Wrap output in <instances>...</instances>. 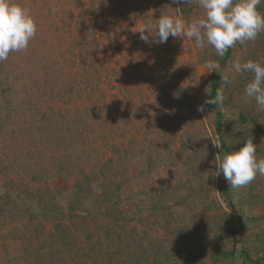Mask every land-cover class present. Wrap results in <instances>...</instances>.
Here are the masks:
<instances>
[{"label":"trees","instance_id":"1","mask_svg":"<svg viewBox=\"0 0 264 264\" xmlns=\"http://www.w3.org/2000/svg\"><path fill=\"white\" fill-rule=\"evenodd\" d=\"M124 1H116L112 16L108 10L114 6V0H40L30 8L31 14L38 18L41 9L48 7L49 12L54 13L50 26L55 27L60 36H55L57 46L52 43L49 49L39 54L41 67L36 75L37 81L22 87L19 85L23 82L21 75L17 77L21 89L12 87L2 70L5 61L0 62V96L6 100L3 103L5 115L0 116V139L3 142L0 157L4 162L12 163L5 168L8 173L17 163H21L19 167L24 170L13 171L12 177L5 180L4 186L9 188L0 193V224L12 225L21 230L30 243H36L34 259L40 261L39 264H202L201 259L209 247L204 238L212 233H228L233 237L234 245L239 241L238 231L234 228L236 207L243 203L264 205V177L257 176L245 187V191L240 190L241 197L235 201L232 198L235 190L230 189L221 174L224 183L222 192L228 198L227 206L232 212L228 216V212L219 211L221 205L213 197L210 182L211 178H215L217 153L212 139L208 135L204 139L202 131L196 129L199 121L196 120L198 106L194 86L182 84L179 88H159L153 83L142 85L139 75L133 83L135 89L122 87L120 81L109 87L114 92H108L109 89L103 86L112 77L108 69L97 62L101 60L108 64L106 54H113L108 52L110 48L114 51L116 63L123 58L116 59V55L125 56L126 45L121 41L126 31ZM141 1L145 3L143 8L146 10L142 16L151 11L145 19L146 25H152L161 14H178L186 21L203 16V10L196 3L186 4L182 0L179 3H173V0ZM60 3L65 4L64 7L61 5V9ZM39 5L41 7L36 8ZM258 10L264 11V5H260ZM41 20L49 23V16ZM37 37L43 38L39 33ZM190 41L198 61L191 69L181 72L183 76L196 77L205 68L203 62L208 59L217 61L220 68L228 63L233 54V48H230L221 58L210 46L197 49ZM174 42L170 36L166 43H153L155 49L164 50L170 65L177 64L176 55L181 49ZM59 44L60 49L57 50ZM18 54L10 53L9 58ZM256 57L249 59L255 61ZM134 67L139 72L138 65ZM217 70L207 87L212 98L216 89L221 87L228 90L230 96L245 95L244 88L252 79L251 74L230 75L231 83L225 86L224 76L217 74ZM7 92L9 95H6ZM138 93L142 96L137 100ZM205 93L202 104L210 98ZM20 97L21 102L17 104ZM247 101L250 105L256 104L252 98L247 97ZM12 105H22L27 115L20 114L19 107L13 111ZM129 106V139L132 138V146L136 147L130 148L132 151L139 150L138 154L133 153V157L140 156L142 159L145 167L142 177L150 181L155 171L165 164L169 167L177 165L183 172L182 177H187L175 185L163 180L152 189L147 198L149 212L146 226L141 211L134 208L129 215L125 209L128 202L135 200L134 196L127 197V190L135 188L130 176H135L136 170L129 173L124 163L125 148L121 150L124 146L122 140L127 139L129 123L126 112ZM205 106L218 111L225 105ZM171 108H176L175 120L169 117ZM137 110L143 114L144 126L141 130L145 138L142 141L137 140L136 126L140 120ZM261 113L264 112L260 111L259 115ZM241 116L245 123L252 125L251 130L245 131V139L241 140L222 116L219 115L216 121V132L220 135L224 153L239 150L249 136L253 141L257 139L258 118L251 116V111L241 113ZM170 122L177 124L175 151L169 149L173 144L164 133ZM180 124L182 127H178ZM228 137L234 141L229 142ZM15 149L11 160L7 152H15ZM258 156L264 158L261 153ZM27 175L36 185L34 188L17 182ZM52 176L74 179L67 188L54 190L48 183ZM203 210L207 214L205 225L200 228ZM236 218L246 221L264 219L248 214ZM161 219H168V223L162 231L164 235L159 237V232L154 229L158 230ZM180 223L184 224L178 227ZM139 226L142 228L139 229ZM168 240L172 242L171 249L164 247V242ZM260 240L264 243V235ZM178 244L184 247L178 249ZM235 255L234 251L229 253V257ZM242 255L248 259L247 253ZM29 257H32L30 253ZM261 262L257 261V264Z\"/></svg>","mask_w":264,"mask_h":264},{"label":"rangeland","instance_id":"2","mask_svg":"<svg viewBox=\"0 0 264 264\" xmlns=\"http://www.w3.org/2000/svg\"><path fill=\"white\" fill-rule=\"evenodd\" d=\"M40 0H14V2L20 4L23 7L31 8L34 7L37 3H39ZM116 1L118 3L119 0H114V6L110 8L108 11L111 12L114 16L113 10L116 8ZM159 0H157L158 2ZM125 6L123 8L125 9V20H123L124 25L126 26L125 36L121 41L123 43L125 42V50L124 55H116V59H122L119 60V63H116L114 61L115 55L114 51L110 48L108 49V52H112L113 54H106L107 62H103L99 60L97 62L99 65L105 66L108 70L107 72L111 73V80L108 84L103 85L106 88L109 89V87L115 83V85L122 83V87H127L131 89H135L134 80L136 75L138 76V79L142 85L153 83L156 84L159 88L162 87H175L179 88L182 86V84H185L187 86H194L195 87V96L197 97V105L201 106L203 105L201 102L205 99L206 90L207 87H209L212 83V78L214 75H216L215 72H210L208 68H204L200 70V72L197 74L196 77H188L183 76L181 72L187 71L193 67L195 63L198 61V55L196 53V50L192 47V43L190 39H183L180 37L174 38V43H176L177 47H180L181 49L177 52L176 55V61L177 64L170 65L168 63V60L166 58L164 50L161 48L160 50H157L154 48L155 44L152 42V37H149V42L145 43L143 40L140 39V33L138 32L142 27L146 26L144 22L145 19L149 16L150 10H148V14L146 16H142V13L146 12L144 11V2L141 0H125L124 1ZM52 8H53V2L51 1ZM61 5L63 7L65 4L60 3L59 7L61 9ZM41 5H39L36 8H40ZM138 7V9H136ZM260 7V6H259ZM140 8V10H139ZM43 9V10H42ZM41 9V13L38 16V18H34L37 25H38V31L34 39L30 42L29 47L25 51L19 52L17 56H13L11 58H8V60L5 61V66L2 70L5 71V75L7 76V79L10 80V85L12 87H16L21 89L20 86L23 87L24 84H28L29 82H36L37 81V72L40 70L41 64L38 60L41 61L40 53L43 50L49 49L50 45L52 43L57 46V41L55 40V36L59 37L60 34L56 31L55 27H51L50 23L52 20V16H54L53 12H49L48 7H44ZM264 13V11H261ZM49 16V23L45 22L44 20H41L42 17ZM111 16V17H112ZM38 19L39 22H38ZM151 20V19H150ZM57 32V33H56ZM43 36V38H38L37 35ZM147 34V33H145ZM63 36V35H62ZM47 39V40H45ZM56 41V42H55ZM83 41V40H82ZM81 41V42H82ZM44 49H40V46ZM67 45V44H66ZM39 46L38 51L36 50V47ZM60 49V44L58 45L57 50ZM115 50V49H114ZM68 51V49H67ZM15 55V54H14ZM258 57H256V56ZM46 56V51H45ZM44 56V57H45ZM251 56L256 57L255 61H261L264 63V32H262L258 38L253 42H248L245 45L237 44L235 47H233V54L231 56V59L228 61L226 65H223L222 67L218 68L217 74H220L221 76H230L233 74H236L232 70V62L239 60L240 62H244L247 60H250L249 58ZM63 58H61L62 60ZM9 61V62H8ZM70 63H68L66 66H68ZM135 64L138 65L139 72L135 71ZM3 71V72H4ZM137 73V74H136ZM81 74V73H80ZM22 75V81L20 82V86L18 85V78ZM78 76V75H77ZM80 77V76H78ZM181 79L182 83L181 82ZM184 79V80H183ZM155 87V85H153ZM177 86V87H176ZM206 86V89L204 87ZM0 89H2L0 85ZM176 89H173L175 91ZM205 90V91H204ZM224 90V96L225 99L223 101V108H220L218 111L214 109H210L209 107L205 106V111L200 112L198 111L197 107V122L199 121V125H196V129H200L203 134V138L206 139V135L212 139V141L215 144V141L218 139L220 140V135L216 132V121L220 115L222 116L225 121H228L230 126H232L235 129V133L237 134V137L239 140L245 139V131L251 130V124L245 123L242 119L241 113L246 114V111H251V116L255 115L258 118L259 123V131L256 136V140L253 141L254 144L258 145V154L261 153L264 156V113H261L259 115L258 106L257 104L250 105V103L247 101V97L245 95H238L235 94L233 96H230V92L228 90ZM108 92H114V90L109 89ZM6 95H9V92H7ZM22 96V95H21ZM141 94H137V100L141 98ZM5 98L2 99L0 96V116L5 115L4 112L5 109H3V103H5ZM21 102V97L19 98L17 104ZM155 106V105H154ZM19 107V108H17ZM13 111L18 109L19 113H23L27 115V110L22 105H12ZM144 109V107H141ZM254 109V110H253ZM176 108H171V119L175 120L174 111ZM131 111V106L128 108V112H126V115L128 116V123L126 130L127 132V139L122 140L124 146L121 148L124 149V163L127 164L129 173H131L133 170H136L135 176H130L132 178V185L135 187L130 190H127V197L128 196H134L135 200H131V202H128L126 204L125 209L127 210L128 214L131 215L133 213V209L136 208L138 211H141V214H143L142 221H144L145 226L148 223V196L152 193V189L157 187L163 180H166V182H169L171 185H175L177 181L181 179H186L187 177L183 178V172L182 170L178 169V166L175 165L173 167H169L165 164V166L160 167L159 170H156L155 173L151 176V180H145V177L141 175L142 171H144L145 167L142 162V159L140 156L133 157L134 152H139V150L132 151L130 146L132 148H136L132 146V138L129 139V133L131 129V123L129 118V112ZM140 114V120L137 123L138 129V141L144 140L143 132H142V126H144V121L142 119L143 114L137 110ZM30 114V113H28ZM254 117V116H253ZM142 121V122H141ZM243 121V124L240 125V122ZM140 126V127H139ZM177 124L174 122H170V124L167 126L164 133L168 135V137L171 140V143L173 144L169 149L176 150L177 145H174L175 141V131H176ZM178 127H182V125H178ZM141 131V133H139ZM161 136V133H160ZM229 138V137H228ZM2 139V138H1ZM0 139V151L1 146H3V142ZM229 142H233L234 140L232 138H229ZM177 144V143H176ZM137 148H140L138 146ZM215 151L217 154H222V147L217 148L214 145ZM15 152H7L9 154V157H14L16 153V149L13 150ZM1 154V153H0ZM25 157V155H23ZM12 163L4 162V159L0 157V193L4 192V190L8 189L9 186H4L6 184L5 180L9 177H12L13 171L18 172H24V170H21L19 167L22 164L17 163L13 164L14 167L12 168V171L8 173V171H5V168L7 166H11ZM160 166V164H159ZM177 166V167H176ZM19 170H14V169ZM27 171V170H26ZM221 176V175H220ZM211 178L210 182L212 184V191H213V197L220 202L221 208L219 211L221 212H228L230 216L232 212L229 207L227 206L228 198L223 194L222 192V184L223 180L221 177ZM15 177V176H13ZM182 177V178H181ZM175 178V179H174ZM73 177L69 180L62 179L61 177H50L49 178V186L52 189H61V188H67L70 186V183H72ZM72 180V181H71ZM17 182L21 184H25V186L31 188L35 187L36 185L32 183L30 176L27 175L25 177H22L21 179H18ZM183 182V181H182ZM21 186V184H19ZM140 183V184H139ZM257 186H260V184H255ZM249 186V185H248ZM247 186V187H248ZM246 187V188H247ZM261 187V186H260ZM240 190L245 191V187L240 188L238 190H235L233 193L232 198L236 201L240 199L241 193ZM202 211V221L200 222V228H203L205 225V217L207 212ZM181 213V210L179 211ZM242 214H248L250 216H256V218L263 217L264 218V205H256V204H245L243 203L241 206L236 207L234 211V228L236 231H238V238L239 241L234 245L233 243V237L229 235L228 233H212L208 236V238H204V240L207 241L208 244V252L205 253L203 256V259H201L202 264H257V261H262L261 264H264V243L260 238L264 235V219L263 220H257V221H246L240 220L238 217ZM178 215V211L176 212V217ZM179 219V217H177ZM255 219V218H254ZM168 220V219H167ZM167 220L164 221V219L159 220L160 227L158 230L156 228L154 229L156 232H159V237L164 235L162 233L163 229L167 226ZM195 221H197L195 219ZM182 222V221H181ZM184 223L177 224L178 227L183 225ZM21 227V225L19 224ZM48 227H50L48 225ZM148 227V226H147ZM174 227V226H173ZM18 228V227H17ZM23 227H21L22 229ZM142 228L139 226V229ZM171 228V227H170ZM25 231V229H22ZM160 230V231H159ZM173 228H171V231ZM170 232L169 230H166ZM164 232V231H163ZM24 233H22L21 230L16 229L12 225H6L2 226L0 224V264H39L38 261L34 259V256L36 255V243H30L26 237L23 236ZM170 237V236H169ZM210 237V240H209ZM192 239L194 242H197V239L195 236H192ZM169 241V242H168ZM164 242V247L167 249H171L173 247L171 240ZM178 249H182L184 246L177 245ZM235 252V256L229 257V253ZM29 253L32 256L29 257ZM243 253L248 254V259L242 255ZM176 258V257H175ZM263 259V260H262ZM45 264V263H44Z\"/></svg>","mask_w":264,"mask_h":264},{"label":"clouds","instance_id":"3","mask_svg":"<svg viewBox=\"0 0 264 264\" xmlns=\"http://www.w3.org/2000/svg\"><path fill=\"white\" fill-rule=\"evenodd\" d=\"M181 0H173L179 3ZM196 3L203 10V16L187 20L178 15L161 14L152 25L142 27L138 32L145 43L149 37L155 43H166L168 38H187L197 49L211 47L215 55L223 57L235 45L255 41L264 32V13L259 6L264 0H182ZM179 8V7H177ZM56 11V9H53ZM154 29V33H153ZM38 31V25L29 8L14 0H0V62L8 60L10 53L27 50ZM147 33V34H145ZM203 66L210 72L219 68L217 61L208 59ZM232 70L239 75L251 74L252 79L245 85L244 94L255 100L258 111L264 112V63L261 61L239 60L232 62ZM225 86L231 83L228 76L222 77ZM198 111L204 112L205 105L222 106L225 99L223 87L216 89L215 97L210 96ZM217 148L222 145L217 139ZM258 145L249 136L237 151L217 154L214 176L223 178L230 189L238 190L250 185L257 176L264 177V158H259Z\"/></svg>","mask_w":264,"mask_h":264}]
</instances>
